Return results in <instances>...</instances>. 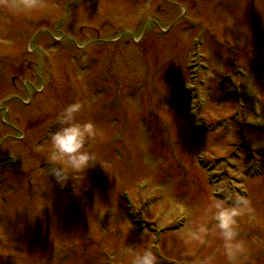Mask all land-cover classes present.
<instances>
[{
  "label": "rangeland",
  "instance_id": "374dc122",
  "mask_svg": "<svg viewBox=\"0 0 264 264\" xmlns=\"http://www.w3.org/2000/svg\"><path fill=\"white\" fill-rule=\"evenodd\" d=\"M31 2L0 0V264H225L222 192L249 200L246 264H264V0ZM77 101L100 161L58 183L49 137Z\"/></svg>",
  "mask_w": 264,
  "mask_h": 264
},
{
  "label": "clouds",
  "instance_id": "9594fccd",
  "mask_svg": "<svg viewBox=\"0 0 264 264\" xmlns=\"http://www.w3.org/2000/svg\"><path fill=\"white\" fill-rule=\"evenodd\" d=\"M35 6L31 0H24L23 4L5 5L14 8L17 12ZM82 108L83 105L78 101L69 103L55 118V124L59 127L49 137L51 151L47 156V162L51 165L48 174L53 175L58 183L67 180L70 172H84L96 161H100L97 154L89 147L90 141L98 136V128L91 120L81 122L77 119ZM217 199L211 218L223 241L225 264H246L249 261V248L247 242L240 238L238 218L251 211L250 202L239 195L234 204H228L227 198ZM208 234L207 225L201 224L195 230L193 238L203 240ZM131 264H158V262L152 250L146 248L135 252ZM199 264H214V260L206 258Z\"/></svg>",
  "mask_w": 264,
  "mask_h": 264
},
{
  "label": "bare ground",
  "instance_id": "6f19581e",
  "mask_svg": "<svg viewBox=\"0 0 264 264\" xmlns=\"http://www.w3.org/2000/svg\"><path fill=\"white\" fill-rule=\"evenodd\" d=\"M33 44H34V43H33ZM192 46H193V44H192ZM168 235H169V234H167L165 237H167ZM165 237H164V238H165ZM162 240H163V238H162ZM162 240H161V242H160V243H162Z\"/></svg>",
  "mask_w": 264,
  "mask_h": 264
}]
</instances>
